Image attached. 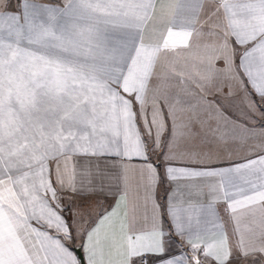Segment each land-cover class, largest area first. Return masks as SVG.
Instances as JSON below:
<instances>
[{"label": "snow or ice", "instance_id": "6c2138e0", "mask_svg": "<svg viewBox=\"0 0 264 264\" xmlns=\"http://www.w3.org/2000/svg\"><path fill=\"white\" fill-rule=\"evenodd\" d=\"M245 261L264 0H0V264Z\"/></svg>", "mask_w": 264, "mask_h": 264}, {"label": "crops", "instance_id": "0c3cea01", "mask_svg": "<svg viewBox=\"0 0 264 264\" xmlns=\"http://www.w3.org/2000/svg\"><path fill=\"white\" fill-rule=\"evenodd\" d=\"M13 2H14V0H13ZM163 191H161V198H163ZM242 264H247V262L245 261V262H242Z\"/></svg>", "mask_w": 264, "mask_h": 264}, {"label": "water", "instance_id": "95a60500", "mask_svg": "<svg viewBox=\"0 0 264 264\" xmlns=\"http://www.w3.org/2000/svg\"><path fill=\"white\" fill-rule=\"evenodd\" d=\"M77 251H78V252H80V250H79V249H77Z\"/></svg>", "mask_w": 264, "mask_h": 264}]
</instances>
